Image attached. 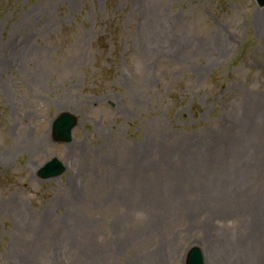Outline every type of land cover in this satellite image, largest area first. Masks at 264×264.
I'll return each instance as SVG.
<instances>
[{"label": "rangeland", "instance_id": "374dc122", "mask_svg": "<svg viewBox=\"0 0 264 264\" xmlns=\"http://www.w3.org/2000/svg\"><path fill=\"white\" fill-rule=\"evenodd\" d=\"M260 14L255 0H0V264H185L193 246L224 264L227 240L252 251ZM64 112L77 118L67 142L52 130ZM55 157L65 172L41 179Z\"/></svg>", "mask_w": 264, "mask_h": 264}, {"label": "bare ground", "instance_id": "6f19581e", "mask_svg": "<svg viewBox=\"0 0 264 264\" xmlns=\"http://www.w3.org/2000/svg\"><path fill=\"white\" fill-rule=\"evenodd\" d=\"M264 18L263 14H260L258 16V20L255 23L257 26V29H259L260 34L264 38V21L262 19ZM246 178V177H244ZM227 181V183L221 185L222 188H229L235 187V186H241V180L243 177H224L221 178ZM236 181L234 184L232 182ZM231 184V185H230ZM256 206L257 203H254ZM249 235H251L250 242L253 243L252 251L244 250V245H242L240 242L227 240L225 247L223 248V253H221L218 250V258L221 260L224 264H228V261L232 257L233 264H264V228L262 226H256L255 230L251 229L249 232ZM205 254V260L211 261L210 253L207 251H203ZM205 261V264H206ZM231 262V261H230Z\"/></svg>", "mask_w": 264, "mask_h": 264}, {"label": "water", "instance_id": "95a60500", "mask_svg": "<svg viewBox=\"0 0 264 264\" xmlns=\"http://www.w3.org/2000/svg\"><path fill=\"white\" fill-rule=\"evenodd\" d=\"M259 6L264 7V0H257ZM76 124V119L69 113H64L58 117L54 123V136L57 140H71V130ZM65 168L56 158L49 161L45 166H43L39 175L42 179H48L55 176H59L63 173ZM186 264H204V254L201 248L195 246L193 247L188 255Z\"/></svg>", "mask_w": 264, "mask_h": 264}]
</instances>
